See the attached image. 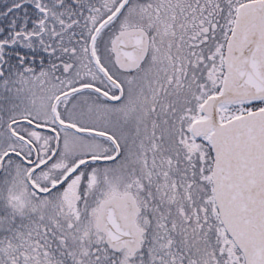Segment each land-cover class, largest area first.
<instances>
[{"label": "snow or ice", "instance_id": "snow-or-ice-1", "mask_svg": "<svg viewBox=\"0 0 264 264\" xmlns=\"http://www.w3.org/2000/svg\"><path fill=\"white\" fill-rule=\"evenodd\" d=\"M0 264H264V0H0Z\"/></svg>", "mask_w": 264, "mask_h": 264}]
</instances>
